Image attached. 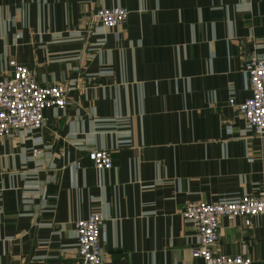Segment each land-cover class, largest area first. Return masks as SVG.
Here are the masks:
<instances>
[{
  "label": "crops",
  "instance_id": "crops-1",
  "mask_svg": "<svg viewBox=\"0 0 264 264\" xmlns=\"http://www.w3.org/2000/svg\"><path fill=\"white\" fill-rule=\"evenodd\" d=\"M117 5L125 22H93ZM252 52L264 53V0H0V75L15 59L73 85L40 130L0 141V264H83L76 221L95 211L103 264H204L182 211L264 182V133L237 107ZM95 148L111 168L94 166ZM216 249L264 264V213L222 217Z\"/></svg>",
  "mask_w": 264,
  "mask_h": 264
},
{
  "label": "built area",
  "instance_id": "built-area-1",
  "mask_svg": "<svg viewBox=\"0 0 264 264\" xmlns=\"http://www.w3.org/2000/svg\"><path fill=\"white\" fill-rule=\"evenodd\" d=\"M130 10L123 5L103 6L95 10L93 22L104 28H111L125 22ZM12 72L0 75V141L19 129L37 132L46 120L49 107H65L70 103V81L43 84L35 68L11 59ZM244 76L250 95L237 104L239 116L256 134L264 133V53L252 52L244 61ZM236 104L234 99L230 100ZM40 152L33 148V154ZM89 157L99 169L111 168L114 159L111 150L95 148ZM264 213V182L257 192L238 194L234 199L209 202L199 200L188 204L182 211L190 219L198 234V245L193 249L195 258L204 264H253L249 254H227L218 252L221 233V219L241 216L249 226L252 217ZM105 216L98 211L76 221L78 236V258L83 264H103L101 245Z\"/></svg>",
  "mask_w": 264,
  "mask_h": 264
}]
</instances>
